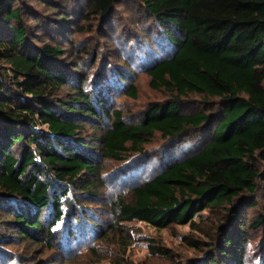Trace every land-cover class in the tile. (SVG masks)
Listing matches in <instances>:
<instances>
[{"label":"trees","instance_id":"obj_1","mask_svg":"<svg viewBox=\"0 0 264 264\" xmlns=\"http://www.w3.org/2000/svg\"><path fill=\"white\" fill-rule=\"evenodd\" d=\"M16 1L0 0V205L9 207L17 239L51 237L69 187L97 173L76 142L85 116L104 114L111 119L100 139L104 158L140 152L155 133L184 146L132 186L130 201L115 200L118 224L137 220L163 229L219 209L224 223L215 226L217 243L205 264H242L250 230L264 226V215L248 223L245 214L257 207V195L264 199V0H134L172 47L147 69L150 85L176 96L149 107L138 124L109 112L101 92L84 94L76 76L72 101L53 98L69 78L62 50L28 39L27 5ZM82 1L84 18L110 14L115 2ZM134 93L130 85L126 94ZM189 94L211 99L207 111L182 107L179 98ZM48 207L46 226L40 215Z\"/></svg>","mask_w":264,"mask_h":264},{"label":"rangeland","instance_id":"obj_2","mask_svg":"<svg viewBox=\"0 0 264 264\" xmlns=\"http://www.w3.org/2000/svg\"><path fill=\"white\" fill-rule=\"evenodd\" d=\"M18 1L16 6L27 5L24 12L29 14L24 15V21L28 39L36 46L62 50L59 61L69 78L54 95L55 100L67 104L76 97L71 93L75 83L70 78L76 76L84 94L93 98L101 92L109 112L118 110L126 123L138 124L149 107L176 97L150 85L147 69L169 57L172 47L134 0H114L110 14L89 18H84L82 0ZM72 6L79 7L72 10ZM79 26L81 30L75 29ZM130 85L135 86L134 96L126 94ZM179 99L190 111L206 112L212 102L196 94ZM85 118L76 144L87 150L97 173L83 174L69 187L62 217L46 241L18 240L10 224L9 207L0 205V264H205L217 243L215 226L224 223L219 209L203 211L192 224L159 229L137 220L118 224L113 208L118 197L130 201L132 186L160 172L169 154L181 152L184 146L175 148L176 141L155 133L140 152H129L119 160L104 158L100 139L111 119L104 114ZM92 182L94 185L85 190ZM256 201L257 207L245 213L248 223L264 215V199L257 195ZM51 219L48 207L40 221L47 226ZM69 224L73 225L71 233L67 231ZM243 248L242 264H264V226L250 230Z\"/></svg>","mask_w":264,"mask_h":264}]
</instances>
